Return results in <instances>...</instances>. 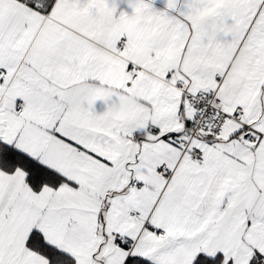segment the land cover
<instances>
[{"label":"snow or ice","instance_id":"1","mask_svg":"<svg viewBox=\"0 0 264 264\" xmlns=\"http://www.w3.org/2000/svg\"><path fill=\"white\" fill-rule=\"evenodd\" d=\"M0 264H264V0H0Z\"/></svg>","mask_w":264,"mask_h":264},{"label":"clouds","instance_id":"2","mask_svg":"<svg viewBox=\"0 0 264 264\" xmlns=\"http://www.w3.org/2000/svg\"><path fill=\"white\" fill-rule=\"evenodd\" d=\"M130 0H108V5L110 10L119 9L122 4L129 3ZM106 15L111 16V11L106 13ZM135 103V93L130 94L128 97L118 100L104 111L106 117H111L113 115L119 116L121 118L127 116V114L132 110Z\"/></svg>","mask_w":264,"mask_h":264},{"label":"crops","instance_id":"3","mask_svg":"<svg viewBox=\"0 0 264 264\" xmlns=\"http://www.w3.org/2000/svg\"><path fill=\"white\" fill-rule=\"evenodd\" d=\"M163 5H164V0H155V7L162 8ZM128 11H130V9H128ZM95 108H96L97 112H102L104 110L103 102L97 101L96 105H95Z\"/></svg>","mask_w":264,"mask_h":264}]
</instances>
